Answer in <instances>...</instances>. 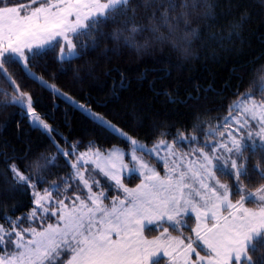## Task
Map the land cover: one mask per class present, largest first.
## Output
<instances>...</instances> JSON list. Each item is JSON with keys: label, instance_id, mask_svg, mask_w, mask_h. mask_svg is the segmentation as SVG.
<instances>
[{"label": "snow or ice", "instance_id": "obj_1", "mask_svg": "<svg viewBox=\"0 0 264 264\" xmlns=\"http://www.w3.org/2000/svg\"><path fill=\"white\" fill-rule=\"evenodd\" d=\"M205 7L211 8L207 0H143L145 13L152 9L145 27L137 23L140 5L133 0H0V78L9 89L0 88V104L26 112L57 150V155L41 154L24 170L14 160L8 164L5 174H10L13 190L30 189L34 207L0 223V264H161V256L168 258L167 264H255L252 254L257 245L264 246V183L247 192L245 152L251 148L253 155L264 154V70L258 86L253 80L244 93L237 89L239 99L229 104L222 123L194 125L192 131L203 134V143L198 135L178 130L171 142L161 133L151 148L31 71V61L46 50L59 48L58 62L70 64L102 39L138 52L150 43L166 42L187 54L199 35L187 25ZM109 24L118 27L106 34ZM144 31L151 38L140 43L137 38ZM82 37L84 43L79 42ZM13 64L22 65L29 79L67 100L126 149L105 150L92 141L84 151L79 141L62 148L56 141L59 134L35 110L32 95L8 71ZM58 156L72 171L60 177L61 184L53 181L41 189L47 183L42 173L56 167ZM252 173L264 181V158ZM137 174L140 182L128 187L125 179ZM220 177L232 183H222ZM234 196L239 199L230 198ZM248 201L255 208L245 207ZM186 213L195 217L187 237L181 231L187 230ZM148 225L160 235L146 238ZM170 229L178 234L171 235Z\"/></svg>", "mask_w": 264, "mask_h": 264}, {"label": "trees", "instance_id": "obj_2", "mask_svg": "<svg viewBox=\"0 0 264 264\" xmlns=\"http://www.w3.org/2000/svg\"><path fill=\"white\" fill-rule=\"evenodd\" d=\"M133 4L140 5L137 23L146 27L152 9L145 13L143 0H133ZM207 4L211 8L193 15L187 25L189 31L197 29L199 33L187 54L166 42L150 43L138 52L122 42L102 39L95 49L89 45L70 64L58 62L59 48L46 50V55L31 61V71L147 144L157 142L161 133L171 142L178 130L198 135L203 143V134L193 133L194 125L222 123L229 104L239 99L237 89L244 93L253 80L258 86L259 71L264 70V0H207ZM233 25L239 26L233 30ZM116 27L109 24L103 31L111 33ZM180 27L185 25L181 23ZM146 37L151 38L149 31L137 39L143 43ZM8 71L32 95L35 110L59 134L56 141L62 148L79 141V150L84 151L92 141L105 150L113 146L126 149L118 138L98 128L78 108L29 79L22 65H9ZM0 88L9 90L3 78ZM251 153V148L245 152L250 173L245 180L250 193L264 183L252 173L264 154ZM41 154L57 155L48 134L32 125L26 112L18 107L0 104V223L4 217L15 220L24 216L34 207L30 189L13 190L10 174H5L8 164L14 160L24 170ZM71 171V164L58 156L56 167L42 173L47 183L40 188L50 187L53 181L61 184L60 177ZM220 179L232 183L228 177ZM245 204L255 205L251 201ZM252 255L255 264H264V246L257 245Z\"/></svg>", "mask_w": 264, "mask_h": 264}, {"label": "rangeland", "instance_id": "obj_3", "mask_svg": "<svg viewBox=\"0 0 264 264\" xmlns=\"http://www.w3.org/2000/svg\"><path fill=\"white\" fill-rule=\"evenodd\" d=\"M72 97V96H71ZM75 101H77L75 98H73ZM67 101V100H66ZM78 103H80L79 101H77ZM29 121H30V118H29ZM30 123H31V121H30ZM32 124V123H31ZM33 125V124H32ZM40 129H42V128H40ZM43 130V129H42ZM44 131V130H43ZM44 132H46V131H44ZM140 141V140H139ZM141 143H143V144H146L149 148H151L152 146H153V144L154 143H156V142H154V143H152V144H147V143H145V142H143V141H140ZM257 143H259V140H257ZM182 147H184V148H186L187 147V145H182ZM113 150H118V149H116V148H114ZM166 154V150L165 149H161V151H160V155L161 156H164ZM126 159H127V157H126ZM152 159H155V154H153V157H152ZM86 167H90V166H86ZM157 167H158V170L160 171V173L163 175L164 174V167H163V161H160V162H158V164H157ZM126 175V174H125ZM100 179L101 180H103L105 183H108L107 181H106V179L104 178V177H100ZM130 181V182H129ZM129 182V183H128ZM140 181H139V177H138V174L137 175H135V176H132V177H128L127 179H125V183L127 184V186L128 187H135L136 186V184H138ZM222 182V181H221ZM77 183H79L78 181H77ZM83 187V185H81V188ZM247 192H248V190H247ZM108 195L109 196H111L112 195V191H109L108 192ZM254 199V198H253ZM252 205H249V204H245V207H248V208H252L251 207ZM193 219H195V217H194V215H192L191 213H186L185 214V221H186V231L184 230V229H181V231H183V234H184V236L185 237H187L186 236V234L189 236L190 234H191V229H192V227H194L195 226V224L194 225H192V222H193ZM50 222H55V218H52L51 219V221ZM37 223H39V222H37ZM149 226V227H148ZM148 226H146V228H145V233L144 234H146V235H148V236H152V235H159L160 233V231H158V230H156V228H155V226L154 225H148ZM151 226H154V227H151ZM154 230H156V232L155 233H152L151 235H149V233L150 232H152V231H154ZM190 231V232H189ZM170 233L172 234V235H176V234H178L177 232H174V231H171V229H170ZM147 238V237H146ZM153 237H149L148 239H152ZM162 257V258H161ZM160 257V261H161V264H166V263H164V260L165 259H163V258H166V257H163V256H161Z\"/></svg>", "mask_w": 264, "mask_h": 264}, {"label": "crops", "instance_id": "obj_4", "mask_svg": "<svg viewBox=\"0 0 264 264\" xmlns=\"http://www.w3.org/2000/svg\"><path fill=\"white\" fill-rule=\"evenodd\" d=\"M222 181V180H221ZM222 183H224L223 181H222ZM250 193V192H249ZM230 198H232V197H230ZM252 208H255V205L254 206H251ZM225 215H227V213L225 212L224 213ZM195 224V219H193V222H192V225H194ZM149 227V226H148ZM151 227H154V226H151ZM190 232V231H189ZM160 233V232H159ZM160 235V234H159ZM159 235H152V236H148V235H146L145 234V236L147 237V238H149V237H154V236H159ZM172 235V234H171ZM177 235V234H176ZM186 236H188L187 234H186ZM194 238V237H193ZM162 258V257H161ZM163 259H165L164 260V263H166L167 264V260H168V258L166 257V258H163Z\"/></svg>", "mask_w": 264, "mask_h": 264}]
</instances>
